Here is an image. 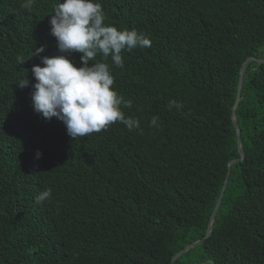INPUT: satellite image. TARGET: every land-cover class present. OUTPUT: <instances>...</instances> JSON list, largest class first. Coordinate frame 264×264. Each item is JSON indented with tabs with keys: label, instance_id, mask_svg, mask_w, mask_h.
<instances>
[{
	"label": "trees",
	"instance_id": "1",
	"mask_svg": "<svg viewBox=\"0 0 264 264\" xmlns=\"http://www.w3.org/2000/svg\"><path fill=\"white\" fill-rule=\"evenodd\" d=\"M99 2L106 24L151 39L121 53L123 68L105 61L142 131L117 122L72 139L31 100L32 67L59 54L49 23L57 0H0V264H173L206 236L229 171L209 238L174 264H264L256 60L235 114L244 160L231 164L241 157L233 119L241 70L264 59V0ZM80 55L69 57L77 67ZM173 100L182 107L169 110ZM47 189L51 197L38 200Z\"/></svg>",
	"mask_w": 264,
	"mask_h": 264
},
{
	"label": "clouds",
	"instance_id": "2",
	"mask_svg": "<svg viewBox=\"0 0 264 264\" xmlns=\"http://www.w3.org/2000/svg\"><path fill=\"white\" fill-rule=\"evenodd\" d=\"M31 3V0H29ZM24 7H28L25 4ZM51 35L55 38L59 54L41 58V64L32 67L36 81L31 95L33 111L46 120L61 121L72 139L99 133L114 123H122L131 131L140 129L138 119L126 116L123 108H132V101L125 100L113 88L114 76L106 63L123 68L121 53L135 48L151 47V39L136 29L106 24V16L99 0H57L50 16ZM44 48H37L32 55H39ZM80 53L81 66L69 59ZM100 57L98 60L97 57ZM90 61H95L90 63ZM29 81L23 78L17 85L23 89ZM182 105L170 101L168 108ZM159 117L153 116L150 127H159ZM37 158L41 156L37 152ZM52 190L43 191L40 201L51 197Z\"/></svg>",
	"mask_w": 264,
	"mask_h": 264
},
{
	"label": "water",
	"instance_id": "3",
	"mask_svg": "<svg viewBox=\"0 0 264 264\" xmlns=\"http://www.w3.org/2000/svg\"><path fill=\"white\" fill-rule=\"evenodd\" d=\"M252 60H256V61H258L259 63H264V59H254V58H250V59H248V60L244 63V65H243V67H242V70H241L240 82H239V88H238V96H237V103H236V106H235V108H234V110H233V119H234V123H235V125H236V129H237V133H238V147H239V152H240L241 157H240V159H236V160L232 161L231 164H233V163H237V162H240V161H243V160H244V153H243L242 148H241V134H240V128H239V125H238L237 121L235 120V114H236V109H237L238 104H239L240 99H241V88H242V84H243V76H244V72H245V70H246V67H247L248 63H249L250 61H252ZM229 174H230V171L228 172V175H227V177H226V179H225V182H224V185H223V188H222V192H221L220 198L218 199V202H217L216 207H215V209H214V212H213V214H212L211 222H210V226H209V229H208V231H207L206 236L204 237V239L199 240V241H197V242H195V243H193V244L187 246L185 249H183L181 252H179V253L173 258V262H172L173 264H174V262H175L179 257H181L182 255H184L186 252L190 251L191 249L196 248V247H197L199 244H201L205 239L209 238L210 233H211L212 224H213V222H214V220H215V218H216V215H217V213H218L219 207H220L221 202H222V198H223V196H224V194H225V191H226L227 184H228V182H229ZM192 264H214V261L209 260V261H205V262H203V263H192Z\"/></svg>",
	"mask_w": 264,
	"mask_h": 264
}]
</instances>
